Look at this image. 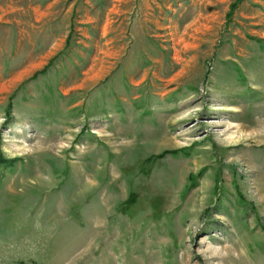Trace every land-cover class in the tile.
Segmentation results:
<instances>
[{
  "label": "rangeland",
  "instance_id": "374dc122",
  "mask_svg": "<svg viewBox=\"0 0 264 264\" xmlns=\"http://www.w3.org/2000/svg\"><path fill=\"white\" fill-rule=\"evenodd\" d=\"M0 264H264V0H0Z\"/></svg>",
  "mask_w": 264,
  "mask_h": 264
}]
</instances>
